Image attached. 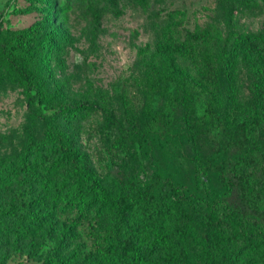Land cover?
Wrapping results in <instances>:
<instances>
[{
    "label": "rangeland",
    "instance_id": "rangeland-1",
    "mask_svg": "<svg viewBox=\"0 0 264 264\" xmlns=\"http://www.w3.org/2000/svg\"><path fill=\"white\" fill-rule=\"evenodd\" d=\"M64 1L52 0L50 21L45 0H0L2 41L40 22L42 35L58 34L61 42L52 52L49 67L41 64L39 52L32 59V69L45 90L43 101L30 100L37 95L36 89L7 78L8 66L0 57V167L21 155L31 131L43 140L53 125L88 153L112 194L119 195L131 181L149 182L159 170L169 179L174 177L181 196L194 194L201 202L215 198L246 209L231 165L251 142V135L246 137L243 131L249 119L246 103L264 75L260 68L264 59L255 53L262 48L260 37L251 54L242 42L247 36L264 35V0L237 10L232 25L223 20L222 0H148L147 4L120 0L117 8L112 0L76 1L70 6ZM90 4L110 11L96 19ZM208 28L213 31L209 41L193 38ZM161 40L192 41L196 48L191 53L174 52L178 68L173 70L159 52ZM205 50L221 62L218 90L200 71ZM261 82L264 87V76ZM172 100L176 103L169 126L165 114ZM190 101L196 116L194 135L188 123ZM90 103L94 109L69 117L71 109ZM108 108L129 129L150 111L159 118L162 136L155 145H142L132 136L123 140L118 129L106 122ZM168 129L173 140L163 133ZM256 132L252 134H258L264 144V126ZM51 205L40 214L52 218L38 223L33 234L0 237L4 264H82L71 258L75 253L82 259L90 256L87 264L101 260L97 249L108 242L116 219L105 214L97 226L78 223L74 214ZM191 240L190 252L200 263L203 246L198 227Z\"/></svg>",
    "mask_w": 264,
    "mask_h": 264
},
{
    "label": "trees",
    "instance_id": "trees-1",
    "mask_svg": "<svg viewBox=\"0 0 264 264\" xmlns=\"http://www.w3.org/2000/svg\"><path fill=\"white\" fill-rule=\"evenodd\" d=\"M76 1L84 0L64 3L70 6ZM119 1L112 0V4L117 8ZM136 1L147 4L148 0ZM256 1L222 0L223 20L232 25L236 11L251 7ZM45 6L46 19L53 21L54 2L45 0ZM89 8L96 19L110 11L95 4ZM41 30V23L36 22L16 31L7 42L1 40L0 33V57L7 63V78L20 86L36 89L37 95L30 96L35 102L44 100L45 90L32 69L34 54L39 52L41 64L49 67L52 52L61 46L58 34L42 35ZM212 35L213 31L208 28L197 31L193 38L209 41ZM258 37L262 48L254 51L264 59V35L247 36L242 46L251 54L252 48L258 45ZM195 48L192 41L158 43L159 52L168 58V66L173 70L178 68L174 52L191 53ZM234 60L230 63L232 68ZM260 68L264 73V66ZM220 70L221 62L205 50L200 71L217 90ZM263 76L252 87L251 98L246 103L249 119L244 122L243 131L246 137L251 135V142L246 143L242 154L231 165L246 209L231 207L215 198L201 202L194 194L181 196L174 177L169 179L159 170L149 182L131 181L119 195L112 194L95 172L88 153L51 125L43 140L36 139L31 131L21 155L0 167V237L33 234L38 223H48L47 217L52 218L40 214L52 203L54 209L74 214L78 223H103L105 214L116 219L109 228L108 242L97 249L101 260L88 264H264V144L259 142L258 134H252L264 126ZM175 103L170 101L165 114V123L169 126ZM94 108L93 103L76 107L70 110L69 117L73 119ZM144 114L129 129L114 109H105L107 124L116 127L123 140L132 136L142 145H155L162 136L157 126L159 118L150 111ZM188 123L194 135L196 116L191 101ZM163 133L168 140H173L171 129ZM178 157L174 153L176 161ZM197 227L202 233L200 263L195 262L190 252L191 235ZM64 240L61 247L65 246ZM71 258L86 264V260H92L90 256L82 259L76 253ZM65 262L59 261V264Z\"/></svg>",
    "mask_w": 264,
    "mask_h": 264
}]
</instances>
